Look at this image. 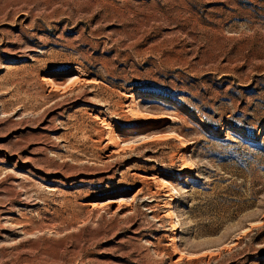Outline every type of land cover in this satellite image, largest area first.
<instances>
[{
  "label": "rangeland",
  "instance_id": "374dc122",
  "mask_svg": "<svg viewBox=\"0 0 264 264\" xmlns=\"http://www.w3.org/2000/svg\"><path fill=\"white\" fill-rule=\"evenodd\" d=\"M0 264H264V0H0Z\"/></svg>",
  "mask_w": 264,
  "mask_h": 264
}]
</instances>
